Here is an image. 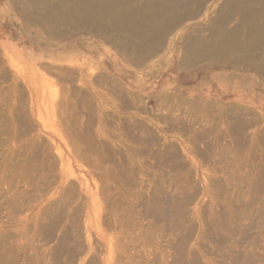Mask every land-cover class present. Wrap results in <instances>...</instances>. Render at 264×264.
Segmentation results:
<instances>
[{
	"label": "rangeland",
	"instance_id": "obj_1",
	"mask_svg": "<svg viewBox=\"0 0 264 264\" xmlns=\"http://www.w3.org/2000/svg\"><path fill=\"white\" fill-rule=\"evenodd\" d=\"M107 263L264 264V0H0V264Z\"/></svg>",
	"mask_w": 264,
	"mask_h": 264
},
{
	"label": "bare ground",
	"instance_id": "obj_2",
	"mask_svg": "<svg viewBox=\"0 0 264 264\" xmlns=\"http://www.w3.org/2000/svg\"><path fill=\"white\" fill-rule=\"evenodd\" d=\"M73 13H74V12H73ZM71 18H72V16H71ZM83 21H85V22H86V20H85V17L83 18ZM151 22H154V20H153V19H151ZM83 23H84V22H83ZM188 255H189V254H187V253H186V254L184 255V257H185V258H187V257H188ZM107 264H108V263H107Z\"/></svg>",
	"mask_w": 264,
	"mask_h": 264
}]
</instances>
